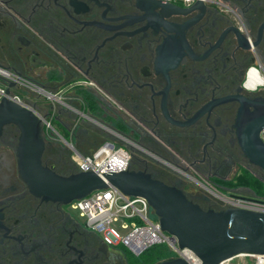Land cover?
<instances>
[{
  "label": "flooded vegetation",
  "instance_id": "flooded-vegetation-1",
  "mask_svg": "<svg viewBox=\"0 0 264 264\" xmlns=\"http://www.w3.org/2000/svg\"><path fill=\"white\" fill-rule=\"evenodd\" d=\"M0 64L43 90V163L60 175L103 139L204 209L226 208L215 193L239 191L244 161L264 174L236 127L241 98L264 97L246 86L264 70V0H0ZM19 135L0 137V264H128L72 204L31 192Z\"/></svg>",
  "mask_w": 264,
  "mask_h": 264
},
{
  "label": "water",
  "instance_id": "water-1",
  "mask_svg": "<svg viewBox=\"0 0 264 264\" xmlns=\"http://www.w3.org/2000/svg\"><path fill=\"white\" fill-rule=\"evenodd\" d=\"M241 101L236 125L239 147L250 164L264 171V143L260 137L264 97ZM8 125L20 132L16 147L19 174L36 196L70 205L94 191L115 187L125 195L146 199L161 229L177 240L180 249L192 251L201 264H220L242 254L264 255V212L233 207L204 209L180 188L142 170L60 175L43 163L46 142L42 120L32 109L3 97L0 137ZM157 264L190 263L178 257Z\"/></svg>",
  "mask_w": 264,
  "mask_h": 264
},
{
  "label": "built area",
  "instance_id": "built-area-1",
  "mask_svg": "<svg viewBox=\"0 0 264 264\" xmlns=\"http://www.w3.org/2000/svg\"><path fill=\"white\" fill-rule=\"evenodd\" d=\"M263 78V83L249 89L257 91L264 88V70L252 67ZM13 84V86H10ZM9 90V92H8ZM44 98L43 90L35 86L18 71L0 64V102L3 97L32 109L42 120L43 132L50 134V122L45 116V105H37L34 95ZM264 143V129L260 133ZM132 155L125 143L108 139L92 153H76L74 162L79 172H122L130 167ZM227 207L242 208L264 212V200L257 197L224 195L215 193ZM74 208L84 218L87 228L100 235L112 249L124 248L134 256H140L150 248L166 245L174 258H183L190 264H201L199 258L189 249H180L177 240L164 232L148 201L142 197L128 196L115 187L92 192L87 197L74 201ZM249 264H264V255L242 254ZM220 264H238L228 259Z\"/></svg>",
  "mask_w": 264,
  "mask_h": 264
},
{
  "label": "trees",
  "instance_id": "trees-1",
  "mask_svg": "<svg viewBox=\"0 0 264 264\" xmlns=\"http://www.w3.org/2000/svg\"><path fill=\"white\" fill-rule=\"evenodd\" d=\"M107 139L101 140V142L97 145H101ZM77 168V167H76ZM77 169L69 170L68 174L77 172ZM237 186L246 187L251 189L256 195L257 198L264 200V181L254 174H252L246 168H242V172L239 174L237 178ZM236 186V184L234 185ZM215 210H221L223 208H213ZM124 251L127 257L128 264H157L161 261L174 258V254L166 245H158L153 248H150L145 253L140 256L132 255L128 250L124 248H120Z\"/></svg>",
  "mask_w": 264,
  "mask_h": 264
},
{
  "label": "rangeland",
  "instance_id": "rangeland-1",
  "mask_svg": "<svg viewBox=\"0 0 264 264\" xmlns=\"http://www.w3.org/2000/svg\"><path fill=\"white\" fill-rule=\"evenodd\" d=\"M264 88H259L257 91L263 90ZM41 102L43 101V98H40ZM45 112V111H44ZM43 135H45V133L43 132ZM47 140V139H45ZM101 142V140H99L96 144L98 145ZM245 168L248 167L250 170H252L253 172H255L258 176H264V174L262 172H260L258 169L254 168V167H250L248 165V163L246 161L243 162ZM230 192V193H229ZM219 191L217 192L218 194H224L226 196L230 195L231 192H233L234 194H239V196H245V197H257V195L249 188L246 187H239V191L238 190H234V191ZM238 192V193H236ZM223 204V203H222ZM77 214L79 213L78 211H75ZM81 220L85 221L84 218H81ZM234 262L238 263V264H249V262L246 261L245 257L242 255L236 256L233 258Z\"/></svg>",
  "mask_w": 264,
  "mask_h": 264
},
{
  "label": "bare ground",
  "instance_id": "bare-ground-1",
  "mask_svg": "<svg viewBox=\"0 0 264 264\" xmlns=\"http://www.w3.org/2000/svg\"><path fill=\"white\" fill-rule=\"evenodd\" d=\"M262 83H263V78L258 74V72L255 69H252L249 73V80L246 84L247 88L251 89L254 86Z\"/></svg>",
  "mask_w": 264,
  "mask_h": 264
}]
</instances>
